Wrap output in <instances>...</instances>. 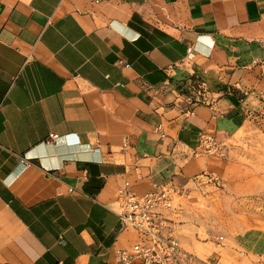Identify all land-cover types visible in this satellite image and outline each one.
Instances as JSON below:
<instances>
[{
    "label": "crops",
    "instance_id": "obj_1",
    "mask_svg": "<svg viewBox=\"0 0 264 264\" xmlns=\"http://www.w3.org/2000/svg\"><path fill=\"white\" fill-rule=\"evenodd\" d=\"M263 109L264 0H0V264H144L119 258L147 239L126 192L167 184L161 233L193 255L200 140Z\"/></svg>",
    "mask_w": 264,
    "mask_h": 264
},
{
    "label": "rangeland",
    "instance_id": "obj_2",
    "mask_svg": "<svg viewBox=\"0 0 264 264\" xmlns=\"http://www.w3.org/2000/svg\"><path fill=\"white\" fill-rule=\"evenodd\" d=\"M211 154L209 186L181 199L177 231L195 264H264V109Z\"/></svg>",
    "mask_w": 264,
    "mask_h": 264
},
{
    "label": "built area",
    "instance_id": "obj_3",
    "mask_svg": "<svg viewBox=\"0 0 264 264\" xmlns=\"http://www.w3.org/2000/svg\"><path fill=\"white\" fill-rule=\"evenodd\" d=\"M200 147L207 153L215 154L220 151V143L216 138L204 135ZM178 193L173 185H165L159 191L149 192L138 197L126 192V201L121 212L125 226L133 227L147 239L132 250L120 252V260L128 263L140 258L144 264H192L194 256L182 247L174 237L161 233L160 223L155 216L156 209L163 205L171 208L173 197Z\"/></svg>",
    "mask_w": 264,
    "mask_h": 264
}]
</instances>
